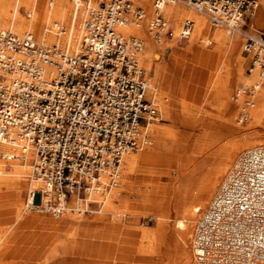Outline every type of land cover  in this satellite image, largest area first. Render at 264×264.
<instances>
[{
  "label": "bare ground",
  "instance_id": "1",
  "mask_svg": "<svg viewBox=\"0 0 264 264\" xmlns=\"http://www.w3.org/2000/svg\"><path fill=\"white\" fill-rule=\"evenodd\" d=\"M131 1L141 8L142 17H127L116 29L128 42H137L135 56L141 69L139 59L142 63L145 61L147 68L155 62L157 70H165L167 74L166 85L172 83L175 73L184 72L175 62L176 55H172L166 65L165 62L160 64L162 51L152 49L154 41L162 44L168 25L171 39L166 42V47L173 48L177 43L176 37L188 38L181 55L198 63L190 67L191 74H197L202 64L219 62L223 67L232 64L228 68L229 77L217 78L216 93L220 97V106L230 109L232 117L237 116L236 124L242 120H250L253 126L264 124V73L260 68L250 66L249 73L246 71L245 62L251 55L242 56L238 44V33L247 36L250 34L248 31L223 24L212 23L214 26H210L205 14L180 1H166L158 8L153 0ZM255 1L248 22L249 31L255 33L251 35H258L257 31L264 29V0ZM95 5L97 0H0V28L10 27L18 33L36 37L40 43L75 51L82 47L88 11ZM21 8H25V15ZM159 17L162 26L155 30L154 24ZM216 52H220L219 61L214 59ZM8 65L7 60L0 62V81L4 83L10 82L14 74L7 70ZM53 70L52 66L47 67V79L53 76ZM145 80L146 95L155 110V117L138 125L140 140L148 128L160 127L151 121L159 119V111L151 91L153 85L146 75ZM236 81L242 82L243 87L235 89V102L231 103L230 92ZM245 88H249L246 100L242 99ZM177 92L179 95L189 93L184 86L178 87ZM162 110L169 112L165 107ZM233 120L229 119L230 122ZM158 132L160 136L161 130ZM146 136L141 140L145 143L140 148L122 154L115 180L109 187L94 195L90 193L84 202L72 196L58 209L46 206V197L40 194L45 186L33 172L36 159L33 144L19 133L12 132L4 137L0 141V216L12 217L13 223L0 229V264H125L123 259L131 251V241L126 236L135 233L148 241L158 262L166 256L167 264H264V133L245 149L235 169L228 168L230 161H224L194 193H189L187 188L175 191L173 199L177 202L172 211L180 217L176 219L174 228L169 229L167 215H157L155 230L144 224L129 228L122 222V216L132 215L134 208L161 210L165 204L162 197L152 195V191L142 192L138 184L132 188L137 199L130 201L126 196L119 197L121 189L124 183L134 180L136 170L151 163L152 159L176 156L183 140L178 136L172 142L163 138L160 140L162 150H143L150 143ZM240 148V144L233 146L232 155L237 154ZM109 179L107 174L100 176L102 183ZM153 182L152 179L145 181L144 186L149 187ZM93 199L101 201L98 212L104 214L88 220L84 212L88 201ZM118 203L127 211H117ZM90 211L94 212L93 209ZM142 216L145 217L146 213L143 212ZM16 222L20 225L38 222L48 229H66L62 230V239L54 240L52 249H48L47 236H16L18 227L13 226ZM167 234L173 241L171 261L168 260ZM157 236L165 239L163 245L166 250L154 242Z\"/></svg>",
  "mask_w": 264,
  "mask_h": 264
},
{
  "label": "built area",
  "instance_id": "2",
  "mask_svg": "<svg viewBox=\"0 0 264 264\" xmlns=\"http://www.w3.org/2000/svg\"><path fill=\"white\" fill-rule=\"evenodd\" d=\"M166 1H180L232 29L243 27L256 3L153 0L157 8ZM141 12L131 0H97L88 11L82 47L75 51L0 28V62L7 60L14 73L10 82L0 81V141L14 132L33 144V172L45 186L40 194L48 207L58 209L72 196L84 202L109 187L122 154L145 143L147 134L140 140L138 125L154 118L155 110L135 56L137 42L116 29L127 17L141 18ZM159 26L160 17L154 29ZM243 51L251 55L250 68L264 73V33L245 36ZM49 66L54 70L47 79ZM103 174L108 182L100 181Z\"/></svg>",
  "mask_w": 264,
  "mask_h": 264
},
{
  "label": "rangeland",
  "instance_id": "3",
  "mask_svg": "<svg viewBox=\"0 0 264 264\" xmlns=\"http://www.w3.org/2000/svg\"><path fill=\"white\" fill-rule=\"evenodd\" d=\"M21 12L25 15V8H21ZM249 18L245 20L241 29L253 34L254 32L249 31ZM207 20L210 26H214L208 18ZM13 31L18 33L15 29ZM231 33L233 32L231 31ZM262 33H264V29H259L257 31L258 35ZM170 39L171 31L168 29L167 25L166 33L162 37V44L158 45L154 41V46H152V49L155 48L162 51V60L160 61V64H164L165 62L166 65L167 62H169L170 57L176 55L177 58L175 62L177 63L179 70L184 71L181 73L179 72V74L175 73L171 80L172 83L169 85H166L164 82L167 77V74L164 73L165 70H157L155 62H152L151 66L147 68L145 66V61L142 63L139 59V63L148 78V82L151 86L153 85L151 91L155 96L159 111V119L151 121H154L160 126L159 129L148 128L146 130L150 143L145 146L143 150L150 148L152 150H162L160 147V140L163 138H169V142H172L173 139L178 136L183 141L176 156L170 159L160 157L152 159L151 163L135 171L134 180L124 183L119 197L126 196L130 201L136 200L137 196L132 188L139 184L142 192L152 191V195L160 198L162 197V200H164L165 203L161 210L152 209V207L146 210L134 208L132 209L133 212H131L132 215L127 214L126 216H122V222L132 229L136 228L139 224H144L152 230H155L157 228L156 216L159 214L167 215L166 223L169 229H173L176 219L180 217L179 214L172 211L174 204L177 202L173 199L175 191L180 192V190H182L181 188H187L189 193H194L202 187V181L218 170L224 161L226 163L227 161H230L228 162V168L232 167L235 169V166H237L236 162L238 158L242 156L245 149L264 133V124L253 126L250 125V120H242V123L237 125V116L232 117L233 114L230 109L220 106V97L216 93L217 78L220 77L224 79L229 77L230 74L228 73V68L232 67V64L230 63L225 67L220 66L219 62L218 64H202L197 74H191L189 71L190 67L198 63L188 60L185 55H181L184 53V46L188 38L185 37L179 39L176 37L177 43L173 48L166 47V42ZM244 42L245 36L242 33H238V44L240 46L241 54L242 56L247 57V53L242 51ZM214 59L215 61L220 60V52L215 53ZM250 59L251 57H247L245 62L246 71L248 73ZM180 86H184L189 93L179 95L177 88ZM237 87H243L242 82L236 81V85L233 86L230 92L232 95L230 97L231 103L235 102L233 95L235 94V89ZM248 89L249 88H245L242 92V99L246 100L248 98V93H246V90ZM163 99L164 101H162ZM163 107L169 112L162 110ZM230 118L234 119L233 122L229 121ZM236 126L239 127V129H237ZM158 130H161L162 132L160 136L157 134L159 133ZM237 144H240L241 148L238 150L237 154L232 155V148ZM192 145H195V147ZM229 157L232 158L229 159ZM151 179L154 181L152 185L145 187V181ZM156 187H158V189ZM213 194L214 192L209 195L210 200L212 199ZM73 199L74 198H72V200ZM181 199L182 196L180 195L179 200ZM93 201L94 202L91 205V208H89V211L90 209H93L94 212H84L87 215L86 218L88 220L104 214L103 212H98V210L101 209L99 203L101 201L97 202L94 199ZM121 205V203H118L116 210L121 212L127 211V208ZM142 211L146 213L145 217L142 216ZM12 223V217L3 218V216H0V229L12 225ZM13 226L18 227L15 230L17 233L15 234L16 236L18 235V237H27L28 235L31 237L47 236L49 240L48 249H52L54 240L62 239V230L66 229H48L45 228L42 223L38 222L25 225H20L19 222H16ZM10 231L12 232V229ZM168 236L169 235L167 234L166 239L168 247H166L168 248V260L171 261L173 241ZM126 238H129L131 241V251L129 255L123 259L125 264H167L166 256H164L162 262H158L154 258V255H152V247H149L148 241L141 239L138 233L130 234L129 236H126ZM164 240L165 239L157 236L154 239V242H158L157 245H159L162 250H166L165 245H163ZM163 254H165L164 251Z\"/></svg>",
  "mask_w": 264,
  "mask_h": 264
}]
</instances>
